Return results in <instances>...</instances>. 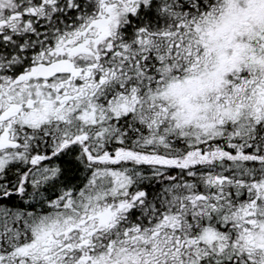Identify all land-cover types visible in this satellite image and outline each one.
I'll list each match as a JSON object with an SVG mask.
<instances>
[{
    "label": "snow or ice",
    "instance_id": "obj_1",
    "mask_svg": "<svg viewBox=\"0 0 264 264\" xmlns=\"http://www.w3.org/2000/svg\"><path fill=\"white\" fill-rule=\"evenodd\" d=\"M0 264H264V0H0Z\"/></svg>",
    "mask_w": 264,
    "mask_h": 264
}]
</instances>
